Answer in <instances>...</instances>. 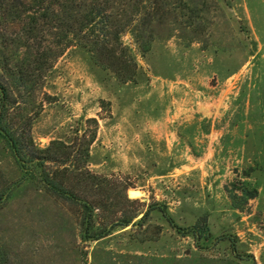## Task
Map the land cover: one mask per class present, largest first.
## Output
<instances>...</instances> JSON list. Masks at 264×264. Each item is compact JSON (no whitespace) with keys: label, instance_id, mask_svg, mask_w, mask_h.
Segmentation results:
<instances>
[{"label":"rangeland","instance_id":"1","mask_svg":"<svg viewBox=\"0 0 264 264\" xmlns=\"http://www.w3.org/2000/svg\"><path fill=\"white\" fill-rule=\"evenodd\" d=\"M104 1L122 47L95 57L64 22L26 35L0 16V81L26 103L37 148L95 134L86 170L99 185L46 171L111 234L85 239L80 204L0 137V264H264V0ZM37 52L52 67L33 64L16 90L5 65Z\"/></svg>","mask_w":264,"mask_h":264},{"label":"trees","instance_id":"2","mask_svg":"<svg viewBox=\"0 0 264 264\" xmlns=\"http://www.w3.org/2000/svg\"><path fill=\"white\" fill-rule=\"evenodd\" d=\"M6 15L11 16V19L15 20L14 22L18 21L19 24H23L26 35L28 32L31 33L33 26L42 20L55 24L59 22L58 27L64 22V39H68V36L71 35V39L78 45L83 44L93 57L98 56L100 48L106 51L113 43L116 48L122 47L119 30L110 32L113 15L104 0H0V16L4 18ZM53 47L46 50L51 52ZM115 52L112 54L113 57H115ZM50 58L37 52L32 63L28 59H24L13 63V65L8 63L4 69L16 85L15 89L25 90L33 82L31 78L34 72L33 64H36V69H40L43 65L46 69H50L52 67ZM124 63L127 64L125 61ZM132 65L135 64L132 62ZM17 97L20 98L19 93ZM25 105L23 100L17 101V98L13 96L12 88L8 83L0 81V137L7 143L19 164L23 167L26 164L30 165L33 170L37 171L38 178L45 187L65 199L74 200L75 197L63 187L62 183L56 182L58 177L56 172L52 174L46 171L47 164L62 166V173L77 176L86 182L90 181L92 184L99 185L104 179L92 175L86 170L89 146L93 143L95 134L93 133L86 141L84 148L81 145L76 148L74 144L66 145L60 141H51L45 149H39L34 145L30 135L31 119L28 114H24L21 108ZM13 111L19 114L15 116L18 118L15 124L11 121L8 122ZM92 121L97 126V122ZM83 141L85 143V140ZM75 201L80 204L83 211L80 226L85 239L97 241L111 234L110 228H96L93 219L94 208L88 201L77 198ZM164 214L166 215L165 212ZM166 217L169 224L174 225L172 219ZM133 218L128 217L114 225L126 227Z\"/></svg>","mask_w":264,"mask_h":264},{"label":"bare ground","instance_id":"3","mask_svg":"<svg viewBox=\"0 0 264 264\" xmlns=\"http://www.w3.org/2000/svg\"><path fill=\"white\" fill-rule=\"evenodd\" d=\"M128 196L130 198H135L137 196V192H135V191H129Z\"/></svg>","mask_w":264,"mask_h":264}]
</instances>
